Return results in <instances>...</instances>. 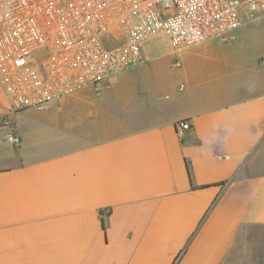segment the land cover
<instances>
[{"label": "crops", "instance_id": "1", "mask_svg": "<svg viewBox=\"0 0 264 264\" xmlns=\"http://www.w3.org/2000/svg\"><path fill=\"white\" fill-rule=\"evenodd\" d=\"M242 25L158 37L50 109L11 113L0 84V264H264V31Z\"/></svg>", "mask_w": 264, "mask_h": 264}, {"label": "built area", "instance_id": "2", "mask_svg": "<svg viewBox=\"0 0 264 264\" xmlns=\"http://www.w3.org/2000/svg\"><path fill=\"white\" fill-rule=\"evenodd\" d=\"M244 13L264 14V0H0L9 110L50 109L87 85L101 95L109 79L146 61L150 41L164 37L177 52L210 38L226 43ZM191 127L175 123L181 137ZM6 139L21 143L15 133Z\"/></svg>", "mask_w": 264, "mask_h": 264}, {"label": "rangeland", "instance_id": "3", "mask_svg": "<svg viewBox=\"0 0 264 264\" xmlns=\"http://www.w3.org/2000/svg\"><path fill=\"white\" fill-rule=\"evenodd\" d=\"M243 16H244V19H243L244 22L242 25L243 27L247 26L248 28H250L253 31H264V22L260 23L261 27L257 26V24H259L257 21L264 20V14L263 13L253 15L252 17H248V18H246L247 14L244 13ZM253 22H255V23H253ZM160 40H162L163 45H169V43L166 40H164L163 38H161ZM169 51H172V50L167 49L166 52L168 54V57H172L171 54H169ZM165 66H166V62H165ZM76 91H78V92L80 91V92H84V93H95L94 89H92L89 86H82V87L76 88V89L72 90L70 93L76 92ZM30 109H35V108H30Z\"/></svg>", "mask_w": 264, "mask_h": 264}, {"label": "trees", "instance_id": "4", "mask_svg": "<svg viewBox=\"0 0 264 264\" xmlns=\"http://www.w3.org/2000/svg\"><path fill=\"white\" fill-rule=\"evenodd\" d=\"M189 173H190V171H189ZM190 176H191V173H190ZM205 186H202L201 188H204ZM102 228H103L104 231H106V229H107V220L105 218V215H103V218H102Z\"/></svg>", "mask_w": 264, "mask_h": 264}]
</instances>
